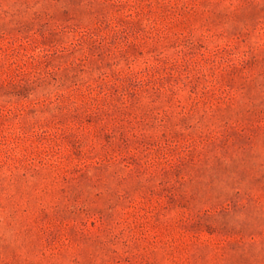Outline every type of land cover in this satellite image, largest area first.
<instances>
[{"label":"rangeland","instance_id":"374dc122","mask_svg":"<svg viewBox=\"0 0 264 264\" xmlns=\"http://www.w3.org/2000/svg\"><path fill=\"white\" fill-rule=\"evenodd\" d=\"M0 264H264V0H0Z\"/></svg>","mask_w":264,"mask_h":264}]
</instances>
